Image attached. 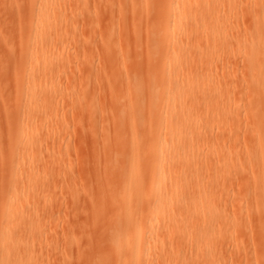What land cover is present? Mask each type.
I'll use <instances>...</instances> for the list:
<instances>
[{"label": "rangeland", "instance_id": "1", "mask_svg": "<svg viewBox=\"0 0 264 264\" xmlns=\"http://www.w3.org/2000/svg\"><path fill=\"white\" fill-rule=\"evenodd\" d=\"M40 1L0 0V239L4 231L12 235L9 244L0 243V264H108L102 226L96 228L91 205V192L97 195L98 161L93 158L100 154L104 128L110 125V92L116 90L103 87L108 85L110 71L108 77L104 73L111 62L106 59L110 43L102 38L112 27L116 45L129 42L125 44L131 48L134 42L128 27L134 17L130 14L132 22L130 12L119 9L118 0H51L47 11L57 12L52 28L35 38ZM109 1L111 10L105 5ZM238 1L254 8L253 0ZM97 3L106 10L98 13V17L102 14L99 19L96 13L91 16ZM42 49L48 55L45 59ZM133 61L127 58L125 64L130 66ZM226 66L235 69L232 77L240 76L242 66L230 53L225 64L219 63L214 78L228 79ZM26 89L42 98L32 102L29 112L24 107ZM214 90V105L193 115L200 118L197 125L208 135V140L193 143L199 146L204 162L199 177L205 181L202 197L208 200L200 207L204 209L201 215L196 205L191 206L196 219L205 217L196 221L203 230L212 209L223 210L226 228L215 222L213 229L227 235L214 242L212 256L205 248L203 260L196 264H244L246 257L254 261L264 255V241L258 245L255 237L256 232L264 237V220L258 226V214L251 205V200L262 202L263 198L259 150L251 137L252 126L263 130L259 125L263 105H258L257 115L250 119L244 96L237 106L232 102L234 92L245 94L247 89H225L217 100L220 89ZM161 94L162 89H157V95ZM216 114L221 115L220 121L214 118ZM151 120L158 121L156 117ZM10 195H15L18 204L6 215ZM239 211L246 217L243 231L235 236ZM170 241L177 243L178 238H145L143 246L154 260H142L143 264H161L155 252ZM167 260L164 264H169ZM258 261L264 263V259Z\"/></svg>", "mask_w": 264, "mask_h": 264}, {"label": "bare ground", "instance_id": "2", "mask_svg": "<svg viewBox=\"0 0 264 264\" xmlns=\"http://www.w3.org/2000/svg\"><path fill=\"white\" fill-rule=\"evenodd\" d=\"M49 1H40L35 38L51 30L57 16L56 11L48 13ZM118 1L119 9L124 13L128 10L130 19L134 17L133 26L132 19L128 29L136 48L132 44L133 48H129L130 44L126 45L129 42L124 41V46H117L115 31L108 26L110 29L102 41L110 43L109 56L106 55L111 62L110 69L104 73L108 77L110 71V76L109 81H105L108 85L103 87L116 90L110 92V125L103 129L100 154L96 158L91 156L98 161L95 162L97 195L91 192L93 222H98V226H94H102L100 232L105 237L103 244L108 264L151 261V252L143 246L145 238L171 239V236L178 238L177 243L170 241L158 249L156 262L164 264L168 259L169 264L201 263L203 250H211L216 240L227 235L222 229L215 231L213 224L218 222L226 228L228 219L223 210L213 208L211 216L207 217L206 230L196 223L205 217L196 219L191 204L196 205L201 215L204 209L200 207L208 197L205 201L202 197L205 181L199 173L204 162L199 158V146L193 143L208 140V135L197 125L201 122L197 120L199 117L193 115L194 111H202L205 107L210 109L208 105L214 103V89H220L216 100L225 89H247L245 94L234 92L233 106L244 96L248 118L257 115L259 104L263 105L264 114V0H253L254 8L238 0ZM110 4V1L105 4L109 10L113 8ZM101 11L106 10L97 3L91 16L96 13V17ZM94 18L91 17L97 21ZM127 21L123 22L128 24ZM124 30L128 34V30ZM131 49L136 55H132ZM41 52L42 58L48 57L45 50ZM230 53L242 66L240 76L232 77L235 69L226 66L228 79L214 78L219 63L225 64ZM127 58L134 60L130 66L125 64ZM234 78H238V82ZM93 79L91 87L95 89ZM157 89H162L161 96L157 95ZM30 90L26 89L24 99L28 112L32 102L42 99L29 93ZM211 114H214L212 110ZM220 116L216 114L214 118L220 121ZM155 117L156 122L151 120ZM259 125L263 130L257 126H252L251 130L259 150V177L263 185L262 202L251 200L258 214L255 215L258 226L264 220V118L259 120ZM224 166L228 164L225 162ZM16 204L15 195H10L5 214L9 215L10 208ZM245 217L242 211L237 213L235 236L243 231ZM256 234L259 245L264 237L260 232ZM2 235L0 243L6 246L12 241V235L7 231ZM213 254V250L209 251L210 256ZM259 259H264V255H257L254 261L246 257L244 264H264Z\"/></svg>", "mask_w": 264, "mask_h": 264}]
</instances>
